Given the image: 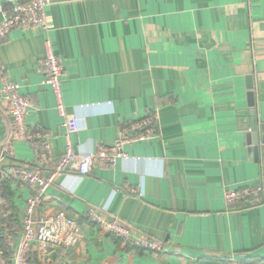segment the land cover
Here are the masks:
<instances>
[{"label": "crops", "instance_id": "obj_1", "mask_svg": "<svg viewBox=\"0 0 264 264\" xmlns=\"http://www.w3.org/2000/svg\"><path fill=\"white\" fill-rule=\"evenodd\" d=\"M45 15L49 28L0 38V65L31 101L27 127L52 149L43 175L69 143L76 155L92 154L114 145L122 125L158 119L155 136L125 147L113 167L59 177L38 215L65 213L84 240L68 250L33 246L30 264H264V144L255 158L253 143V133L264 135V0H49ZM48 53L65 68L60 100L39 71ZM59 101L75 119L71 134ZM10 126L0 107V147ZM13 161L17 170L38 167L27 143L15 144ZM245 185L262 186L259 202L228 204L227 192ZM10 193L18 244L35 190L12 181ZM90 209L167 252L125 245Z\"/></svg>", "mask_w": 264, "mask_h": 264}, {"label": "built area", "instance_id": "obj_2", "mask_svg": "<svg viewBox=\"0 0 264 264\" xmlns=\"http://www.w3.org/2000/svg\"><path fill=\"white\" fill-rule=\"evenodd\" d=\"M49 0H0V38H6L12 31H28L30 29L49 28L45 9ZM39 71L44 85L50 86L58 100L61 97L60 83L65 68L59 57L48 53L39 63ZM0 107L11 120L10 131L0 147V210L5 211L8 203L3 198L2 183L6 180L15 181L35 190L30 196L23 211L21 234L18 244L15 235L8 227L0 236L7 244L6 249L0 241V264H30V252L33 246L39 250L73 249L84 240V233L79 222L65 213L51 216H39L48 190L56 184L59 177H69L71 173L83 180L94 166L113 167L117 159L126 158L124 148L134 144L150 141L156 133L157 115L152 114L138 121L122 125L119 137L114 145L100 146L92 154L76 155L69 143L66 154L56 166V170L43 175L42 169L53 162V153L47 137L37 131H31L26 119L31 108V101L20 92V85L12 81L0 65ZM59 112L66 118L68 134L76 131L75 119L66 115L61 101ZM27 143L35 151L37 168H20L17 170L14 159V146L17 143ZM9 164L4 166V163ZM263 191L259 185H245L234 191L227 192L225 199L228 204L244 203L252 206L259 202ZM129 195L137 196L135 189H127ZM97 209H90L91 221L101 226L110 234L119 238L125 245L140 248L151 253H166V245L154 241L128 226L118 219L105 221Z\"/></svg>", "mask_w": 264, "mask_h": 264}, {"label": "trees", "instance_id": "obj_3", "mask_svg": "<svg viewBox=\"0 0 264 264\" xmlns=\"http://www.w3.org/2000/svg\"><path fill=\"white\" fill-rule=\"evenodd\" d=\"M56 166H57V163H56ZM2 187H3V191H4V194H3V198L4 200H6V202L9 200L11 201V193H10V188H11V181L9 180H6L5 182L2 183ZM17 211L13 208L9 209V208H5V211H2L0 210V227L2 229L8 227L9 230L11 232H13L12 230L14 229V226L13 223L15 222H19L18 220V216H17ZM0 241L3 245L2 248L6 249L7 247V244L4 240H2L0 238Z\"/></svg>", "mask_w": 264, "mask_h": 264}, {"label": "water", "instance_id": "obj_4", "mask_svg": "<svg viewBox=\"0 0 264 264\" xmlns=\"http://www.w3.org/2000/svg\"><path fill=\"white\" fill-rule=\"evenodd\" d=\"M248 81V89L250 91V93L248 94V97H249V105L251 107H254L255 106V94L253 92V89H254V80H253V77H249L247 79ZM259 133L256 131L255 133H253V143H254V155H255V158L258 157V154H259V142L261 141L263 144H264V135L263 136H260L259 138Z\"/></svg>", "mask_w": 264, "mask_h": 264}]
</instances>
